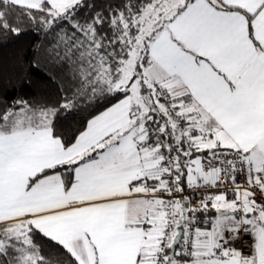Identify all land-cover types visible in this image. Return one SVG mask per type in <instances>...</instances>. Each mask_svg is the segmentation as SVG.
<instances>
[{
    "label": "snow or ice",
    "instance_id": "1",
    "mask_svg": "<svg viewBox=\"0 0 264 264\" xmlns=\"http://www.w3.org/2000/svg\"><path fill=\"white\" fill-rule=\"evenodd\" d=\"M25 66L58 99L0 98V264H264V0H0Z\"/></svg>",
    "mask_w": 264,
    "mask_h": 264
},
{
    "label": "trees",
    "instance_id": "2",
    "mask_svg": "<svg viewBox=\"0 0 264 264\" xmlns=\"http://www.w3.org/2000/svg\"><path fill=\"white\" fill-rule=\"evenodd\" d=\"M105 0H97V3H104ZM39 39L43 40V35L39 34L32 29H28L19 38L12 37L8 41V46L3 48V54L7 56L13 55L18 49H23L27 53L28 49L31 47L33 41ZM24 65L27 61H22ZM22 79H30L35 81L31 87L22 85L19 80L13 79L9 81L7 78L3 82H0V94L5 101H10L19 96L24 98H45L52 102H55L58 97L56 96L54 87L46 80L42 72H38L29 67H24L22 73L20 74ZM113 102H115L113 100ZM102 110V108H101ZM86 113H82L79 110H74L68 113L66 117H61L57 122L58 131L64 134L65 139L70 138L74 133H77L82 129L84 125V117ZM68 178V173H63ZM57 251H60L57 249ZM66 259V257H62Z\"/></svg>",
    "mask_w": 264,
    "mask_h": 264
},
{
    "label": "built area",
    "instance_id": "3",
    "mask_svg": "<svg viewBox=\"0 0 264 264\" xmlns=\"http://www.w3.org/2000/svg\"><path fill=\"white\" fill-rule=\"evenodd\" d=\"M185 194H187V192H186ZM196 195H199V193H197ZM201 227H204V225H201ZM245 240H247V237H245ZM247 250H248V249H247V247L245 246L244 251L246 252Z\"/></svg>",
    "mask_w": 264,
    "mask_h": 264
},
{
    "label": "crops",
    "instance_id": "4",
    "mask_svg": "<svg viewBox=\"0 0 264 264\" xmlns=\"http://www.w3.org/2000/svg\"><path fill=\"white\" fill-rule=\"evenodd\" d=\"M64 175V174H63ZM65 176V175H64ZM66 178V177H65Z\"/></svg>",
    "mask_w": 264,
    "mask_h": 264
}]
</instances>
